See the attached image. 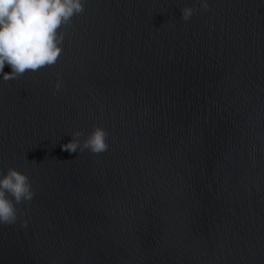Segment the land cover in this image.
Wrapping results in <instances>:
<instances>
[{"label":"water","instance_id":"obj_1","mask_svg":"<svg viewBox=\"0 0 264 264\" xmlns=\"http://www.w3.org/2000/svg\"><path fill=\"white\" fill-rule=\"evenodd\" d=\"M208 3L84 0L55 65L0 74V175L35 193L0 264H264V0Z\"/></svg>","mask_w":264,"mask_h":264},{"label":"clouds","instance_id":"obj_2","mask_svg":"<svg viewBox=\"0 0 264 264\" xmlns=\"http://www.w3.org/2000/svg\"><path fill=\"white\" fill-rule=\"evenodd\" d=\"M204 11L209 9L208 0H199ZM84 0H0V74L4 80L17 79L26 72L56 64L62 53L63 26L71 23L72 17L84 12ZM195 9H181L184 21L191 19ZM11 68L4 72L5 65ZM57 80L55 89L59 90ZM82 132L72 134V140L61 145L70 154L87 149L100 154L109 148L108 133L95 126L81 142ZM35 193L30 178L15 168L0 175V223L14 224L17 220V205L31 202ZM26 221L24 224L26 225Z\"/></svg>","mask_w":264,"mask_h":264}]
</instances>
